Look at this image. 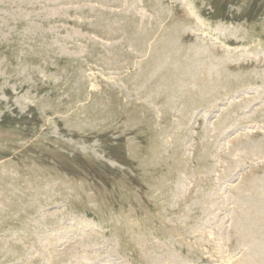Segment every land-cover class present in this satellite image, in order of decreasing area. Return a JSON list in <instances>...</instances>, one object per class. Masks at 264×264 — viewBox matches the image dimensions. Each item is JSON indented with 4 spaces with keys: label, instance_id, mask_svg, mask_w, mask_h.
<instances>
[{
    "label": "rangeland",
    "instance_id": "1",
    "mask_svg": "<svg viewBox=\"0 0 264 264\" xmlns=\"http://www.w3.org/2000/svg\"><path fill=\"white\" fill-rule=\"evenodd\" d=\"M263 227L264 0H0V264H263Z\"/></svg>",
    "mask_w": 264,
    "mask_h": 264
},
{
    "label": "bare ground",
    "instance_id": "2",
    "mask_svg": "<svg viewBox=\"0 0 264 264\" xmlns=\"http://www.w3.org/2000/svg\"><path fill=\"white\" fill-rule=\"evenodd\" d=\"M242 221V220H241ZM248 221V220H247ZM262 227V226H261ZM263 229H264V227H263ZM260 230H261V228H260ZM261 232V231H260ZM253 234V233H252ZM261 234V233H260ZM263 235V234H262ZM261 240V239H260ZM246 242V241H245ZM251 242V241H250ZM245 247V246H244ZM254 250V249H253ZM264 250V249H263ZM252 251V250H251ZM250 251V252H251ZM256 254V253H255ZM254 255V254H253ZM256 256V255H255ZM257 257V256H256ZM248 259H249V257H247ZM260 258V257H259ZM242 264H258L257 262H254V260H252V259H249L246 263H243V262H241ZM262 264V263H261ZM264 264V263H263Z\"/></svg>",
    "mask_w": 264,
    "mask_h": 264
}]
</instances>
